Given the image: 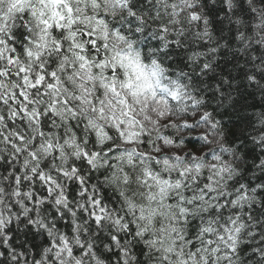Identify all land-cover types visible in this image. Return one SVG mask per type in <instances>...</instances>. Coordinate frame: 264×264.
<instances>
[{
  "label": "snow or ice",
  "instance_id": "1",
  "mask_svg": "<svg viewBox=\"0 0 264 264\" xmlns=\"http://www.w3.org/2000/svg\"><path fill=\"white\" fill-rule=\"evenodd\" d=\"M0 264H264V0H0Z\"/></svg>",
  "mask_w": 264,
  "mask_h": 264
}]
</instances>
